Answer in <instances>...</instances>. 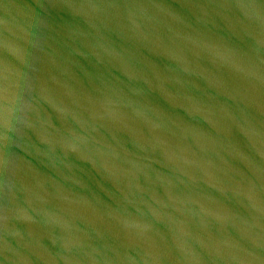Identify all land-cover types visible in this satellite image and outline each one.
Instances as JSON below:
<instances>
[{"label":"water","instance_id":"water-1","mask_svg":"<svg viewBox=\"0 0 264 264\" xmlns=\"http://www.w3.org/2000/svg\"><path fill=\"white\" fill-rule=\"evenodd\" d=\"M0 264H264V31L0 0Z\"/></svg>","mask_w":264,"mask_h":264}]
</instances>
